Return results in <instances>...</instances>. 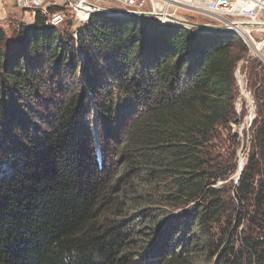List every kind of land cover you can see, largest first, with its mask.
Listing matches in <instances>:
<instances>
[{
  "label": "trees",
  "instance_id": "obj_1",
  "mask_svg": "<svg viewBox=\"0 0 264 264\" xmlns=\"http://www.w3.org/2000/svg\"><path fill=\"white\" fill-rule=\"evenodd\" d=\"M46 21L0 27V264H264V67L237 184L212 143L237 120L241 37ZM80 66L91 99L64 83ZM45 92L61 96L38 123Z\"/></svg>",
  "mask_w": 264,
  "mask_h": 264
},
{
  "label": "rangeland",
  "instance_id": "obj_2",
  "mask_svg": "<svg viewBox=\"0 0 264 264\" xmlns=\"http://www.w3.org/2000/svg\"><path fill=\"white\" fill-rule=\"evenodd\" d=\"M113 2L104 3L105 6L113 5ZM65 20L61 25L57 26L61 31H65L69 34L75 33L76 29L82 25L72 15L69 9H65ZM264 18V13L262 14ZM175 18L178 21L184 22L189 28L198 31H214L204 29L199 25H221L218 17L208 14L201 10H193L190 7L180 9L175 13ZM35 16L31 11L19 7L15 0H0V27L5 29L8 38L11 40L16 36L18 29L22 25H31L34 23ZM187 21V22H185ZM199 24V25H195ZM175 25H179L176 24ZM220 32V31H219ZM224 33V32H220ZM264 32L258 35V38L263 37ZM242 45V43H241ZM242 59L236 66L235 77L237 80V92L235 108L237 113V120L230 122L227 125H220L216 132L213 145L216 151V155H224L230 161H237L238 168L231 175L229 181L231 184H237L241 170L248 160V155L253 150V133L259 123V103L257 95L255 94L256 79L258 73H263L262 67H264V61L261 57L253 55L250 52V48L242 50ZM82 66L79 67L77 78L69 76L64 80V83H68L70 86H74V95L82 94L83 99L88 97V91H82L85 84L82 79ZM240 72L245 75L243 86L241 87L238 80ZM61 96L45 92L40 99V103L36 105L33 113L38 123L42 122L41 115L49 116L54 108V102ZM94 119V117H93ZM113 156V155H112ZM223 181H220L217 185H221Z\"/></svg>",
  "mask_w": 264,
  "mask_h": 264
},
{
  "label": "built area",
  "instance_id": "obj_3",
  "mask_svg": "<svg viewBox=\"0 0 264 264\" xmlns=\"http://www.w3.org/2000/svg\"><path fill=\"white\" fill-rule=\"evenodd\" d=\"M17 5L47 16V24L59 26L65 20V9H69L80 24L89 21L92 14L102 12L110 15L140 18L160 24L188 25L175 19V13L185 7L205 11L218 17L224 33H234L241 37L253 55L264 61V0H15ZM113 2L105 6L104 3ZM123 11V12H119ZM221 32V31H220ZM245 75L240 72L242 87Z\"/></svg>",
  "mask_w": 264,
  "mask_h": 264
},
{
  "label": "water",
  "instance_id": "obj_4",
  "mask_svg": "<svg viewBox=\"0 0 264 264\" xmlns=\"http://www.w3.org/2000/svg\"><path fill=\"white\" fill-rule=\"evenodd\" d=\"M119 12H123V11H119ZM185 22H187V21H185ZM195 25H199V24H195ZM199 26H201L204 29H209V30H214V31H221V32L223 31L222 28H220L218 26H212V25H199Z\"/></svg>",
  "mask_w": 264,
  "mask_h": 264
},
{
  "label": "bare ground",
  "instance_id": "obj_5",
  "mask_svg": "<svg viewBox=\"0 0 264 264\" xmlns=\"http://www.w3.org/2000/svg\"><path fill=\"white\" fill-rule=\"evenodd\" d=\"M176 19V18H175Z\"/></svg>",
  "mask_w": 264,
  "mask_h": 264
}]
</instances>
